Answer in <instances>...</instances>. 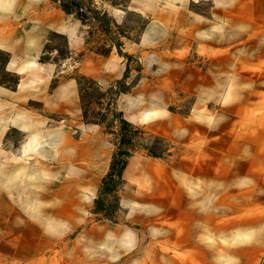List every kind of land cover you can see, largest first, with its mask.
<instances>
[{"label": "rangeland", "instance_id": "374dc122", "mask_svg": "<svg viewBox=\"0 0 264 264\" xmlns=\"http://www.w3.org/2000/svg\"><path fill=\"white\" fill-rule=\"evenodd\" d=\"M14 3L36 50L19 76L0 50V86L29 92L0 144V264H264V0Z\"/></svg>", "mask_w": 264, "mask_h": 264}, {"label": "crops", "instance_id": "0c3cea01", "mask_svg": "<svg viewBox=\"0 0 264 264\" xmlns=\"http://www.w3.org/2000/svg\"><path fill=\"white\" fill-rule=\"evenodd\" d=\"M5 1L2 2V5L0 4V50L8 55L4 71L15 73L19 76L27 73L31 68L33 61L30 54L31 50H36V48H30V41L27 35L23 36V38H15L11 29L14 26L15 10L13 8L15 3L14 0ZM22 5L25 10L30 9L29 3H23ZM23 13L24 10L21 11L22 15ZM22 18L24 16H21L20 19ZM34 20L37 21V28L45 25L46 22H50L55 23L56 27L67 29V18L62 19L60 13H50L45 5L35 10ZM73 34L72 28L67 29L65 32V35L69 38H72ZM27 88V80L23 77L19 78L15 90L0 86V144L9 130L14 128L15 125H21L20 130L25 131L24 122L28 123L29 114L18 111L17 108L22 107L24 101L29 99V92L28 90L25 91Z\"/></svg>", "mask_w": 264, "mask_h": 264}, {"label": "trees", "instance_id": "16d2710c", "mask_svg": "<svg viewBox=\"0 0 264 264\" xmlns=\"http://www.w3.org/2000/svg\"><path fill=\"white\" fill-rule=\"evenodd\" d=\"M61 6H62L63 11H65L68 14H72V12L68 6H66L62 3H61ZM122 122L129 130L125 131L126 135H123V133H121L122 140L119 142L120 147L131 145L132 140L134 138H136V136L139 135V133H140L139 130L133 129L132 125L129 124L127 121L123 120ZM130 130H132V131H130ZM124 155H125V153L123 151H120L118 154L113 155L112 164L110 167V171L108 173V176L110 178H113L114 175L118 176L121 174L122 170L125 167Z\"/></svg>", "mask_w": 264, "mask_h": 264}, {"label": "bare ground", "instance_id": "6f19581e", "mask_svg": "<svg viewBox=\"0 0 264 264\" xmlns=\"http://www.w3.org/2000/svg\"><path fill=\"white\" fill-rule=\"evenodd\" d=\"M17 176V175H16ZM13 177V176H12Z\"/></svg>", "mask_w": 264, "mask_h": 264}]
</instances>
